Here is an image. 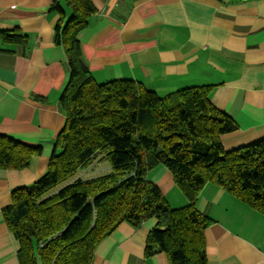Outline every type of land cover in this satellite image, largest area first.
<instances>
[{"label":"crops","instance_id":"crops-1","mask_svg":"<svg viewBox=\"0 0 264 264\" xmlns=\"http://www.w3.org/2000/svg\"><path fill=\"white\" fill-rule=\"evenodd\" d=\"M54 1L0 0V29L18 27L28 35L26 46L0 39V133L42 146L29 167L0 168V264H20L19 242L4 209L15 188L46 172L66 121L60 98L70 69L63 45L55 40L62 13L51 9ZM57 1L66 19L71 9L66 0ZM94 3L97 11L78 38L98 83L133 79L159 95L213 85L212 103L238 125L222 136L225 149L264 139V0ZM107 170L98 162L82 175ZM148 176L172 208L188 204L166 166ZM198 208L212 219L205 230L209 264H264V214L212 183L201 190ZM158 221L121 223L97 245L91 264H170L165 252L146 254Z\"/></svg>","mask_w":264,"mask_h":264},{"label":"trees","instance_id":"trees-1","mask_svg":"<svg viewBox=\"0 0 264 264\" xmlns=\"http://www.w3.org/2000/svg\"><path fill=\"white\" fill-rule=\"evenodd\" d=\"M66 4V19L57 0L51 7L62 13L55 40L70 69L60 98L65 125L46 172L15 188L4 209L20 264H91L97 245L121 223L151 218L159 221L148 235L147 255L209 264L205 230L212 219L198 208L200 192L207 183L218 185L264 214V139L225 149L222 136L238 125L212 103L213 85L159 95L133 79L98 83L78 38L97 7L94 0ZM0 39L26 46L28 35L18 27L0 29ZM41 153L40 145L0 133V168L25 169ZM98 162L109 170L82 175ZM160 165L171 171L187 205L172 208L149 178Z\"/></svg>","mask_w":264,"mask_h":264},{"label":"rangeland","instance_id":"rangeland-1","mask_svg":"<svg viewBox=\"0 0 264 264\" xmlns=\"http://www.w3.org/2000/svg\"><path fill=\"white\" fill-rule=\"evenodd\" d=\"M100 173H105V172L100 171ZM100 173H99V174H100ZM94 174H95V173H94ZM89 175H90V174H89ZM40 263H42V262H40Z\"/></svg>","mask_w":264,"mask_h":264},{"label":"built area","instance_id":"built-area-1","mask_svg":"<svg viewBox=\"0 0 264 264\" xmlns=\"http://www.w3.org/2000/svg\"><path fill=\"white\" fill-rule=\"evenodd\" d=\"M42 246L44 245V243L41 244Z\"/></svg>","mask_w":264,"mask_h":264}]
</instances>
